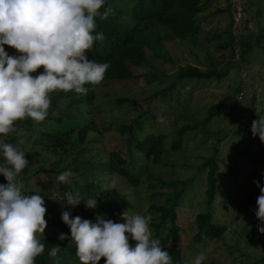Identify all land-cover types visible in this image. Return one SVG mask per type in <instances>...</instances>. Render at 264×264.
Segmentation results:
<instances>
[{
	"label": "trees",
	"instance_id": "trees-1",
	"mask_svg": "<svg viewBox=\"0 0 264 264\" xmlns=\"http://www.w3.org/2000/svg\"><path fill=\"white\" fill-rule=\"evenodd\" d=\"M208 5L202 0H106V7L113 9L114 14H110L104 20L96 18V31L103 33L104 39L97 41L93 49L87 53L89 60L109 63L110 66L103 81L95 86L85 85L89 88L87 95L77 94L74 91L50 93L51 106L45 121L36 123L26 117L22 121L15 122V132L9 133L7 137L0 136V139L5 142L13 143L19 138L25 140L27 138L25 134L33 135L30 147L42 154L40 159L35 160V164L41 162L42 165L37 164V168L34 169L33 163L29 161V165L22 171L21 177L20 175L17 177V180L22 184L23 194H39L43 197L44 204H53V207L59 208L58 213L45 215L47 227L43 235L39 237L45 245V250L35 258V264H81L76 255L75 242L71 239L70 228L61 219L63 211H69L70 218L78 215L95 222L99 215L116 223H125L121 214L128 209L130 214H150L152 216L150 226L154 238L160 239L161 247L172 256L173 264H184L182 250L177 245L180 240V227L177 220L181 208L197 207L186 204L185 201V192L191 178L167 181L153 173L150 166L153 168L168 163L167 166L170 168L175 167L176 164L172 162V159L167 158V151L171 150L176 154L181 152L188 139L185 136L188 132L200 133L206 141L210 136L208 123L221 111L229 110L234 94H227L221 101L210 105L206 110V117L200 122L181 125L176 131L177 137L170 142V147H165L164 132L150 130L144 133L146 123L152 125L154 114L148 109L141 111L128 123H121L117 128L119 134L125 137L124 147L108 150L106 154H103V149L97 145L101 139L92 118V106L97 96L95 91L97 86H107L137 78L139 74H135L134 70L145 65L148 50L154 57H164L165 41L196 37L200 30L198 14L206 10ZM230 7L229 2L225 9L230 11ZM231 24H234L232 14ZM228 32L230 43L227 45L232 48L234 54V35ZM4 48L10 56L19 55L17 50L8 45ZM39 73L37 71L33 75ZM225 76L226 71L215 68L202 70L192 65L180 67L167 87L155 90L150 96L144 98V101L149 102L158 97L164 99L165 96H169L178 81L183 79H221ZM154 77L155 75L152 74L150 80ZM251 98L253 99L254 96ZM62 99H66V102L60 109L58 103ZM113 101L116 104H128L133 109L137 108L134 105L138 103L135 98L129 97H116ZM53 108L58 109L55 114L50 113ZM218 153V148L214 147L211 155L206 157L200 155L202 176L204 174V194L208 204L213 202L218 188ZM45 155H49L51 159L47 160ZM64 171H71L73 175L70 178V185L58 182L62 197L59 199L53 195L50 182ZM46 173L49 179L48 182L44 181L45 185L31 186L30 182L34 175ZM228 173L236 177L239 170L233 165L228 169ZM112 176L119 177L121 183L110 185L109 179ZM143 176L147 178L149 188L160 187L167 190L151 193L149 196L151 202L145 213L140 211L134 203L135 200L126 187L136 188ZM1 179L5 183L6 179L3 175ZM256 190L257 187H253L252 191L242 198L236 217L256 205L258 197ZM68 191H79L85 200L96 199L97 207L86 208L83 202L75 208L66 205L64 193ZM157 196H163L162 200H158ZM198 210L194 219L197 227V232L193 236L194 242L201 244L204 239H223L227 226L217 221L214 213L203 212L199 208ZM259 222L257 217H254L253 221L243 227L242 236L249 237L251 240V243L246 241L247 245L264 247V234H261L257 228ZM48 226H52L59 234H50ZM60 234H65L67 239L61 241L58 238ZM170 241L173 246L169 244ZM129 243L134 247L137 242L129 237ZM56 245H59L60 251L57 257L53 258L49 252ZM228 253L234 264H264V258L254 257L252 252L240 250L234 254L233 249L228 247ZM99 264H105V258H101ZM208 264L217 263L210 261Z\"/></svg>",
	"mask_w": 264,
	"mask_h": 264
},
{
	"label": "rangeland",
	"instance_id": "rangeland-1",
	"mask_svg": "<svg viewBox=\"0 0 264 264\" xmlns=\"http://www.w3.org/2000/svg\"><path fill=\"white\" fill-rule=\"evenodd\" d=\"M202 1L209 5L206 10L198 14L200 30L196 37L165 41L164 57H154L148 50L145 65L134 70L135 74H139L137 78L107 86H97L92 118L101 139L97 145L103 149V154L108 150L124 147L125 137L117 131L119 124L128 123L146 109L152 111L154 118L152 125L146 123L144 133L150 130L164 132L165 147H170V142L177 137L176 131L181 125L200 122L206 117V110L210 105L221 101L227 94H234L229 110L221 111L208 123L210 136L206 141L200 133L188 132L185 135L188 139L181 152L176 154L171 150L167 151V158L172 159L176 164L175 167L170 168L167 166L168 163L153 168L150 166L153 173L167 181L191 178L185 192L186 204H193L203 212L214 213L217 221L227 226L223 239H204L201 244H196L193 240L197 232L194 219L199 210L197 207L181 208L177 220L180 227V240L177 245L182 250L184 264H193L201 251L207 255V259L202 264H208L210 261L217 264H234L228 253V247L233 249L234 254L244 250L252 252L254 257L264 258V247L247 245L246 241L251 243L250 238L242 236L243 227L256 217L254 214L257 205L236 217L240 201L252 191L253 187H256L253 180L259 181L261 186H264V143L258 136L253 137L251 133L252 121L259 116L264 117V0ZM229 2L231 13L225 9ZM231 14L234 18L233 25ZM228 31L234 35V54L232 48L227 45L230 43ZM187 65L197 66L202 70L212 68L224 70L226 76L221 79H183L178 81L176 87L164 99L158 97L149 102L144 101V98L155 90L167 87L176 76L178 69ZM37 71L43 72L44 69L41 67ZM148 71L155 75L154 79L150 80L152 74L146 73ZM116 97L135 98L138 103L134 106L137 108L133 109L125 103H114L113 99ZM65 102L66 99L59 101L60 109L64 107ZM57 111L58 109L53 108L50 113L55 114ZM158 117H163L165 122H158ZM25 135L27 137L25 140L19 138L13 144L26 153V159L33 163L35 169L38 165H42L41 162L35 164V160L40 159L42 154L30 147L33 135ZM214 147L219 150L217 155L219 181L216 196L213 202L208 204L204 194V174L202 176L200 155L204 157L211 155ZM45 157L47 160L51 159L49 155ZM2 162L3 156L0 153V163ZM233 165L239 170L236 177L228 173V169ZM48 179L47 173L34 175L30 184L45 185L44 181L48 182ZM1 180L0 175V184L7 183L6 180L5 183ZM109 180L110 185L121 183L116 176H112ZM51 181L50 188L53 190V195L62 199L57 179L53 178ZM148 184L147 178L143 176L136 188L126 186L135 200L134 203L143 213L150 205L151 193L158 190L167 191L166 188L160 187L151 189ZM256 191L259 196V188ZM156 198L162 200L163 196ZM44 206L47 209L46 214L59 212V208L53 207V204H44ZM48 230L50 234H59L52 226H48ZM42 235L38 234V238ZM169 244L173 246L171 241Z\"/></svg>",
	"mask_w": 264,
	"mask_h": 264
},
{
	"label": "clouds",
	"instance_id": "clouds-1",
	"mask_svg": "<svg viewBox=\"0 0 264 264\" xmlns=\"http://www.w3.org/2000/svg\"><path fill=\"white\" fill-rule=\"evenodd\" d=\"M101 9H104L101 11ZM114 14L106 0H0V136L15 132L16 121L26 117L34 122L45 121L49 115V94L56 91L87 95L85 85H99L109 63L89 60V53L103 33L96 31L97 20ZM17 50L10 56L4 46ZM44 71L38 75V69ZM158 122L164 123L163 117ZM251 133L264 143V117L252 121ZM0 175L7 181L0 184V264H35L45 245L38 238L47 227L44 199L41 195H25L17 177L29 165L26 153L13 143L0 139ZM71 171L62 172L56 179L70 185ZM260 190L255 215L261 222L258 231L264 234V186L253 180ZM65 204L75 208L84 203L95 209L94 198L83 199L79 191L64 193ZM63 211L62 221L70 228L81 264H173L172 256L154 238L152 216L121 214L125 223H116L102 216L96 221L80 216L70 218ZM129 234V235H126ZM129 236L137 243L133 247ZM67 239L65 234L58 237ZM59 245L49 255L57 257ZM207 259L201 251L193 264Z\"/></svg>",
	"mask_w": 264,
	"mask_h": 264
}]
</instances>
